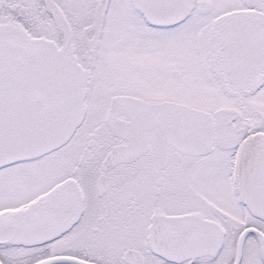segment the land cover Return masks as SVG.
<instances>
[{
	"label": "snow or ice",
	"instance_id": "snow-or-ice-1",
	"mask_svg": "<svg viewBox=\"0 0 264 264\" xmlns=\"http://www.w3.org/2000/svg\"><path fill=\"white\" fill-rule=\"evenodd\" d=\"M0 264H264V0H0Z\"/></svg>",
	"mask_w": 264,
	"mask_h": 264
}]
</instances>
